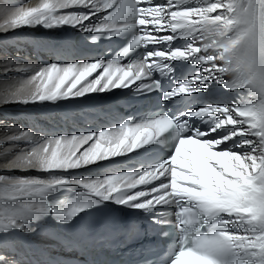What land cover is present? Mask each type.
Here are the masks:
<instances>
[{"label":"snow or ice","instance_id":"obj_1","mask_svg":"<svg viewBox=\"0 0 264 264\" xmlns=\"http://www.w3.org/2000/svg\"><path fill=\"white\" fill-rule=\"evenodd\" d=\"M37 26L72 27L92 42L130 40L107 61L37 67L9 59L0 74H30L5 88L3 102H56L135 85L186 110L152 112L98 133L44 137L18 130L0 140L13 153L0 169L48 174H0V264H72L42 258L48 250L33 239L40 223L75 230L105 203L139 211L161 235L175 237L161 260L147 264H264V0H39L0 9V33ZM141 48L139 58L121 63ZM217 85L228 101L191 106ZM115 158L139 167L73 175L99 162L119 163ZM125 231L118 245L140 235L135 224ZM114 236L89 226L56 243L87 256L117 244Z\"/></svg>","mask_w":264,"mask_h":264},{"label":"bare ground","instance_id":"obj_2","mask_svg":"<svg viewBox=\"0 0 264 264\" xmlns=\"http://www.w3.org/2000/svg\"><path fill=\"white\" fill-rule=\"evenodd\" d=\"M39 0H0V9L15 6H34ZM163 2V0H159ZM80 31L75 28L62 26L54 29H44L43 27H24L15 31H9L7 34L0 33V73L3 72L5 62L13 60L17 65L41 66L51 64L55 61V56L61 54L64 59L62 64L72 63L77 60L86 61L73 46V41ZM72 38V39H69ZM183 44L184 41H177ZM33 51V52H32ZM51 53L50 58L47 54ZM46 63V64H45ZM57 63V62H56ZM30 73H9L0 74V140L6 136L12 135L18 130H30L36 136H72L89 132H99L110 128L109 120L111 116H106L111 112L110 106L114 102L116 95L127 92L131 88L136 89L135 85L129 88H119L106 90L99 93H89L82 98H70L56 102L29 103L22 104L17 102H3V93L5 88L13 81L26 78ZM93 75H96L95 73ZM92 77H89L91 79ZM220 86L211 87L205 95L208 102L228 101L230 94H218ZM115 104V102L113 103ZM23 108L26 114H17L9 108ZM30 114V115H27ZM111 115L113 113L111 112ZM21 144L20 147H25ZM11 147L7 142L0 144V164L11 158L13 153H5L4 148ZM119 163L109 165L108 162H99L97 165L88 166L74 172L77 178L89 177L97 178L104 176L100 172L114 174L121 171H130L136 165L115 158ZM105 163V164H104ZM0 174L9 176H39L47 177L48 174L37 170L27 171H6L0 169ZM77 191H82L75 186ZM114 205V204H112ZM116 206V205H114ZM119 207V206H116ZM120 209L131 213L132 215H141L147 218L139 211H133L119 207ZM149 219V218H147ZM65 237L58 233L52 222L44 221L40 223L33 239L36 245L48 251L42 257L43 259H56L58 255L70 254L72 252L61 248L56 241Z\"/></svg>","mask_w":264,"mask_h":264},{"label":"rangeland","instance_id":"obj_3","mask_svg":"<svg viewBox=\"0 0 264 264\" xmlns=\"http://www.w3.org/2000/svg\"><path fill=\"white\" fill-rule=\"evenodd\" d=\"M69 39H72V38H69ZM33 52V51H32ZM51 56V53H48L47 54V57L50 58ZM46 64V63H45ZM43 65V64H42ZM126 92V91H125ZM121 94V93H119ZM119 94H117L116 96H118ZM12 112L14 113H17V114H26V110H24L23 108H18V107H14V108H9ZM27 115H30V114H27ZM74 135H77L76 133H73ZM67 135H70V134H67L66 133V136ZM105 164V163H104ZM101 169V168H100ZM100 169L98 170L99 173H102L103 175H108L107 173H104V172H100Z\"/></svg>","mask_w":264,"mask_h":264}]
</instances>
